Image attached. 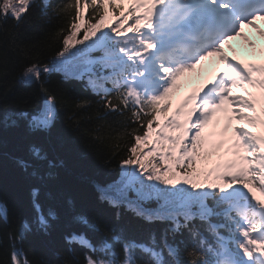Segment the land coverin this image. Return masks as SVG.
Instances as JSON below:
<instances>
[{
	"label": "snow or ice",
	"instance_id": "obj_1",
	"mask_svg": "<svg viewBox=\"0 0 264 264\" xmlns=\"http://www.w3.org/2000/svg\"><path fill=\"white\" fill-rule=\"evenodd\" d=\"M32 2L0 0V15L19 19ZM83 3L91 9L85 17L81 0H64L58 12L65 21V29L61 30L63 48L50 65L27 67L24 77L38 80L42 72L53 70L78 79L87 77L93 91L103 94L105 108L129 118L134 127L126 134L133 143L122 166L135 167L122 172L126 183L119 194L132 188L141 199H155L160 203L158 209H136V214L148 221L171 220L173 231L188 228L196 218L209 225L216 247L205 248L206 241L201 238L188 250V264H264V199L253 191L264 197V134L241 126L247 122L253 128H264V118L255 115L257 103L264 113V64L241 63L224 53V46L241 36L246 24L256 27L254 21L264 18V0H128L127 8L125 0ZM110 14L113 22L105 25ZM82 18L84 25L79 23ZM81 32L82 38L77 39ZM212 56L219 57L222 69L199 90L185 96L168 116L172 108L170 93L177 88L178 79ZM250 88L260 90L259 100ZM58 99L45 92L43 108L32 116L34 127L51 125ZM218 114L224 115L226 127L217 142V135H205V129ZM233 119L237 126L232 129L233 135L224 140ZM151 133H155V139L150 143ZM142 144L147 150L141 148ZM225 144L227 149L220 153ZM213 155L217 156L213 167H198L207 165ZM35 156L37 162L46 159L38 150ZM148 157L152 159L145 164ZM48 166L53 167L51 161ZM101 199L115 203L104 193ZM36 208L39 211V205ZM180 216L183 224L178 220ZM213 216H222L226 223L212 224ZM0 217L7 218L3 204ZM39 223L41 227L47 225L42 215ZM219 229H226L228 235H221ZM27 230L28 224L22 222L19 233L10 238L22 239ZM189 231L194 239L199 237L194 229ZM73 240L104 254L86 256V264H167L156 248L155 238L147 244L112 235V242L122 243V259L116 258L108 240L99 249L83 236H73ZM164 248L169 256L176 257V247L165 241ZM138 252L150 259H143ZM207 253H212V261L204 258ZM10 264H29L26 254L14 244Z\"/></svg>",
	"mask_w": 264,
	"mask_h": 264
},
{
	"label": "trees",
	"instance_id": "obj_2",
	"mask_svg": "<svg viewBox=\"0 0 264 264\" xmlns=\"http://www.w3.org/2000/svg\"><path fill=\"white\" fill-rule=\"evenodd\" d=\"M62 3L33 0L19 19L0 15V204L7 209V218L0 217V264H10L13 244L26 254L29 264H86V256L104 255L73 236H83L96 249L108 240L116 258L122 259V243L112 242V235L147 244L155 238L167 264H175L164 248L167 241L178 249L177 261L188 264L187 252L199 237L194 239L189 227L173 231L171 220L148 221L136 214L138 206L160 205L155 199H141L132 188L119 194L124 188L122 172L129 169L122 161L133 143L126 134L134 127L129 118L105 108L102 93L67 78L63 71L42 72L38 80L24 77L27 67L50 65L63 48L65 21L58 15ZM90 11L87 8V14ZM79 23L84 25L85 20ZM46 91L59 98L55 116L47 130H33L30 120L41 109ZM141 148L147 150L143 144ZM36 150L46 159L37 162ZM102 193L115 203L101 199ZM41 215L46 227L39 223ZM22 222L29 230L22 239H11ZM193 229L203 228L195 222Z\"/></svg>",
	"mask_w": 264,
	"mask_h": 264
},
{
	"label": "rangeland",
	"instance_id": "obj_3",
	"mask_svg": "<svg viewBox=\"0 0 264 264\" xmlns=\"http://www.w3.org/2000/svg\"><path fill=\"white\" fill-rule=\"evenodd\" d=\"M126 1V0H125ZM182 78H183V80H184V86H185V83H195V82H197L198 80H200V78H191V76H188V75H186V74H183L182 75ZM180 86V85H179ZM178 86V87H179ZM45 101V100H44ZM44 101H43V103H42V105L44 104ZM41 108H42V106H41ZM235 123H236V121H235ZM43 130H46V129H43Z\"/></svg>",
	"mask_w": 264,
	"mask_h": 264
},
{
	"label": "bare ground",
	"instance_id": "obj_4",
	"mask_svg": "<svg viewBox=\"0 0 264 264\" xmlns=\"http://www.w3.org/2000/svg\"><path fill=\"white\" fill-rule=\"evenodd\" d=\"M256 29V28H255ZM258 32H259V29H256V31L254 32V39H255V37H256V35L258 34ZM42 108H43V105H42ZM41 108V109H42ZM41 128H43V127H41Z\"/></svg>",
	"mask_w": 264,
	"mask_h": 264
},
{
	"label": "water",
	"instance_id": "obj_5",
	"mask_svg": "<svg viewBox=\"0 0 264 264\" xmlns=\"http://www.w3.org/2000/svg\"><path fill=\"white\" fill-rule=\"evenodd\" d=\"M32 121V120H31ZM30 121V125H31V128L32 129H36L37 127H34L33 125H32V122Z\"/></svg>",
	"mask_w": 264,
	"mask_h": 264
}]
</instances>
